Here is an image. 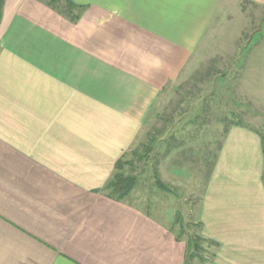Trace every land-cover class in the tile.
Instances as JSON below:
<instances>
[{
  "label": "crops",
  "instance_id": "obj_1",
  "mask_svg": "<svg viewBox=\"0 0 264 264\" xmlns=\"http://www.w3.org/2000/svg\"><path fill=\"white\" fill-rule=\"evenodd\" d=\"M72 2L76 21L46 0L2 4L0 264H184L172 225L102 189L205 34L264 0ZM222 127L200 264H264V128Z\"/></svg>",
  "mask_w": 264,
  "mask_h": 264
},
{
  "label": "rangeland",
  "instance_id": "obj_2",
  "mask_svg": "<svg viewBox=\"0 0 264 264\" xmlns=\"http://www.w3.org/2000/svg\"><path fill=\"white\" fill-rule=\"evenodd\" d=\"M55 1L60 8L65 3ZM232 9L214 32L205 34L177 79L167 84L123 157L125 174L137 179L128 200L177 232L183 229L196 255L189 264H200L205 257L207 245L196 238L194 216L222 126L241 121L264 128V6L242 3ZM155 172L170 192L156 186Z\"/></svg>",
  "mask_w": 264,
  "mask_h": 264
},
{
  "label": "trees",
  "instance_id": "obj_3",
  "mask_svg": "<svg viewBox=\"0 0 264 264\" xmlns=\"http://www.w3.org/2000/svg\"><path fill=\"white\" fill-rule=\"evenodd\" d=\"M3 1L4 0H0V15H1V8ZM46 1L47 4L51 6L54 10L67 16L71 21H76L79 18V12L82 7L74 4L72 0H65V3L62 8L56 5L55 0H46ZM151 143L152 144L155 143V139L152 138ZM130 150L131 148L115 162L111 176L103 186L102 192L105 193L107 197H110L115 200L126 201L128 200L129 194L133 191L136 185L137 182L136 176L132 174L131 175L125 174L123 170L124 164L127 163L124 161L123 157H125V155ZM263 151H264V142H263ZM128 163L131 164V162ZM154 179H155V184L158 188L163 189V191H167V192L171 191V189L168 186H166L163 182H161L156 172L154 173ZM172 226H173L172 228H175L174 225ZM175 233L178 238H183V240H185L186 256H185L184 264H189V260H191L193 257L194 258L196 257L195 253L191 251L192 241L190 240L189 237L187 238L184 237L185 234L183 233V229L181 228L179 232L176 231ZM196 238L198 239L200 238L205 241V239H203L201 235H199V233L197 234Z\"/></svg>",
  "mask_w": 264,
  "mask_h": 264
}]
</instances>
